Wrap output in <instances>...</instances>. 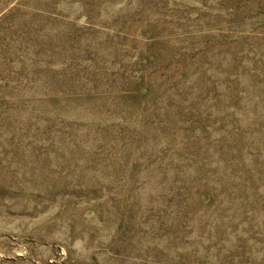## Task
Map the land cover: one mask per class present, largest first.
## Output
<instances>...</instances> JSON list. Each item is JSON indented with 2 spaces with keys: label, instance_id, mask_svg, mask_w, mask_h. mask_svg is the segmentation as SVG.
Instances as JSON below:
<instances>
[{
  "label": "rangeland",
  "instance_id": "obj_1",
  "mask_svg": "<svg viewBox=\"0 0 264 264\" xmlns=\"http://www.w3.org/2000/svg\"><path fill=\"white\" fill-rule=\"evenodd\" d=\"M0 264H264V0H0Z\"/></svg>",
  "mask_w": 264,
  "mask_h": 264
}]
</instances>
